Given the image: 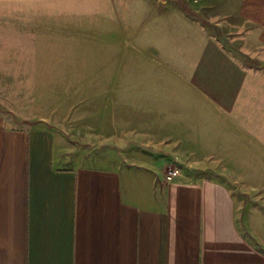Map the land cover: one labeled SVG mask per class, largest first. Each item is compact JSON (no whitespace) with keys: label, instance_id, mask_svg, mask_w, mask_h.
<instances>
[{"label":"crops","instance_id":"obj_1","mask_svg":"<svg viewBox=\"0 0 264 264\" xmlns=\"http://www.w3.org/2000/svg\"><path fill=\"white\" fill-rule=\"evenodd\" d=\"M150 1L165 11L129 52L108 30L95 74L65 78L83 83V108L49 103L35 122L0 109V264H264L263 208L243 209L221 176L163 177L168 163L248 161L237 120L247 59L264 55ZM229 2L235 33L264 48V0Z\"/></svg>","mask_w":264,"mask_h":264},{"label":"rangeland","instance_id":"obj_2","mask_svg":"<svg viewBox=\"0 0 264 264\" xmlns=\"http://www.w3.org/2000/svg\"><path fill=\"white\" fill-rule=\"evenodd\" d=\"M150 2L0 0V109L13 120L35 122L41 114L48 115L49 103L55 106L57 102L62 113L64 109L83 108L86 100L71 97L81 95L78 91L83 83L66 82L65 78L80 79L95 74L97 48L100 50L102 44L112 42L108 30L120 29L114 43L120 45L121 52H129L128 45L141 41L145 30L150 29L153 16L165 11ZM174 2L189 15L201 17L211 34L223 38L235 55L247 59L246 46L250 55H264V48L252 42V35L235 33L231 25L234 15L229 7L235 3L229 0H182L183 5ZM247 63L248 83L237 122L243 130L241 140L248 142L244 151L248 161L212 163L211 168L202 170L193 164L168 163L165 171L178 165L182 167V177L221 176L216 180L231 188L243 209L246 204L249 208L264 209V145L260 146L264 141V57L247 59ZM120 69L121 76L128 74V67L122 65ZM91 101L96 104L97 99ZM240 171L248 176L240 177Z\"/></svg>","mask_w":264,"mask_h":264},{"label":"built area","instance_id":"obj_3","mask_svg":"<svg viewBox=\"0 0 264 264\" xmlns=\"http://www.w3.org/2000/svg\"><path fill=\"white\" fill-rule=\"evenodd\" d=\"M189 0H185V2H188ZM182 167L178 165L170 166L163 174L165 181H172L177 178L182 177Z\"/></svg>","mask_w":264,"mask_h":264},{"label":"water","instance_id":"obj_4","mask_svg":"<svg viewBox=\"0 0 264 264\" xmlns=\"http://www.w3.org/2000/svg\"><path fill=\"white\" fill-rule=\"evenodd\" d=\"M180 4H182L183 2H182V0H177ZM183 5V4H182Z\"/></svg>","mask_w":264,"mask_h":264}]
</instances>
